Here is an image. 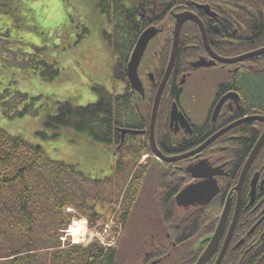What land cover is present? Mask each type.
<instances>
[{
	"label": "flooded vegetation",
	"instance_id": "flooded-vegetation-1",
	"mask_svg": "<svg viewBox=\"0 0 264 264\" xmlns=\"http://www.w3.org/2000/svg\"><path fill=\"white\" fill-rule=\"evenodd\" d=\"M36 2L35 0H0V50L16 51L14 49L17 42L16 28H20L24 33L28 31L26 27L32 25V12H35L33 6ZM124 2L126 8L133 10H140L142 5L147 4L142 1L134 3L131 0ZM158 2L160 4L161 1ZM164 2L166 3L163 4V19L158 22L153 21L148 26L160 29L159 34L163 35L162 41L168 35H171L173 41L178 14L188 13L202 23L200 26L197 21L188 19L181 26L179 45H185L189 51L182 56L184 68L180 69L182 74L179 79L171 78L173 91L179 89L181 92L184 83L196 71L204 68L219 67L226 73V79L216 87L212 100L204 105V121L200 124L193 121L181 107L178 99L180 96L171 100L168 119L161 116L162 120L158 121L157 117L155 135L159 150L170 157L185 155L229 126L231 128L221 133L198 153L171 162L160 159L163 169L155 189L160 195H164L166 187L172 189L176 194L174 196L176 208L172 209V214L169 216L159 214L160 219L155 222L156 226L153 225L149 231L144 230L135 234L137 237L134 243L137 248L132 259L120 257V251L128 249L122 242L119 245L115 244L104 254L115 257L117 264H264V162L254 165L257 155L240 184L244 167L254 148L238 176H235L234 159L222 153L235 145L234 139L238 140L242 137L236 130L241 125L239 122L243 123V120L254 116H264V104L249 99L246 90L250 76L256 78L264 75V65L256 60L262 55L243 61L220 62L206 48L202 31L203 29L213 53L221 58L235 59L259 49L262 46L254 47L248 42L264 40V0H164ZM162 12L158 14L153 7H145L142 17L151 21L153 17L158 18L162 15ZM189 24H194L195 29L183 31V28ZM228 45L234 48L226 52L230 48ZM190 49L196 51L194 56H191ZM200 59H205L206 62L215 60V63L210 66L194 67L193 63ZM186 65L190 66V70H187ZM145 74L146 71H143L142 79L150 88V83L146 84L149 82V74L148 77ZM115 80L126 88V81L117 78ZM160 82L161 79L151 84L158 88ZM224 98V102L218 107ZM175 102L178 103V109L187 119L190 128L185 127L179 119L172 120L171 110ZM149 108V103L140 105L143 114H147ZM152 110L153 105L151 114ZM135 122H138L140 127L144 125L143 120H135ZM122 128L139 131L138 142L145 140L147 136L150 137L149 128ZM167 131L172 134L171 141ZM128 133L124 135L126 136L124 143L127 142ZM120 138L123 139L122 129ZM226 138L227 144H225ZM199 141L201 142L198 143ZM107 147L112 169L128 165V162L119 159L115 145ZM174 151L179 152L173 153ZM151 155L155 160L157 159L152 150ZM101 160L95 159V161ZM141 162L140 160L139 166ZM145 165L147 166V163ZM198 167L204 168L199 170ZM113 173L111 172L108 177ZM194 173H212V176L196 177ZM163 176L167 177V181H162ZM207 181L210 183L207 186L210 190L207 193L210 196L209 201L204 204L199 202L208 198L207 194L199 193L191 195L188 205H184L183 201H181L182 205L178 203L177 198L182 191L189 187H202L207 185ZM212 189L216 191L211 193ZM103 205L105 212L114 207H119L121 213L127 214L128 211V206L123 201L119 206L114 203L95 204L96 209L101 212H104L101 208ZM204 209L206 211L199 215V211ZM128 215L130 218L132 212L130 214L128 212ZM218 229L219 235L215 236Z\"/></svg>",
	"mask_w": 264,
	"mask_h": 264
},
{
	"label": "trees",
	"instance_id": "trees-1",
	"mask_svg": "<svg viewBox=\"0 0 264 264\" xmlns=\"http://www.w3.org/2000/svg\"><path fill=\"white\" fill-rule=\"evenodd\" d=\"M140 1L147 4L142 5L140 10H133L124 6V0H97L100 13L106 16L108 24H112V30L104 36L116 56L113 75L126 81L125 92L123 94L101 92L96 103L81 107H75L70 103L60 104L57 113L48 115L46 119V127L54 133L51 138L66 131L88 132L93 142L115 145L119 159L128 162V165L115 168L112 176L106 179L101 177L103 180H100V177L84 174L75 165L47 158L41 146L11 135L0 127V264H117L115 257L104 254V249L96 243L87 248L80 246L61 248L60 235L74 216L67 211L68 207H73L77 213L88 217L91 224H95L104 217L103 213L96 209V203L118 205L123 201L127 204L128 211L126 210L127 214L122 213L120 219L126 222L129 218L128 212L129 214L132 212L135 202L141 201L138 196L146 180L147 166H139L138 163L143 154L151 153L149 136L138 142L139 135L128 133L127 142L124 143L126 136L124 139L120 138V130L122 127L149 128L156 86H152L149 91L147 101L150 108L146 111L147 114H143L140 109L142 99L128 79L127 63L143 30L153 21L158 22L163 19L164 5L159 4L158 0H131L134 3ZM145 7H153L158 14L162 12V15L158 18L153 17L151 21L145 19L142 17ZM195 27L194 24H189L183 28V31L194 30ZM248 43L254 47L263 46L264 40ZM171 45V35H168L157 52L155 68L157 82L162 78L168 64ZM182 45L179 46L169 87L161 100L158 121L162 120L161 116L168 119L171 100L181 93L179 89L173 91L171 78L179 79L182 74L180 70L184 68L182 56L189 51L185 45ZM228 46L230 48L226 52L233 50L232 45ZM190 52L191 56H194L196 51L190 49ZM33 54V51L27 53L28 58H32ZM256 60L264 65V54ZM40 62L46 65L45 60ZM186 67L190 70L189 65ZM59 73V71H52L49 74L38 72L42 79L47 75L52 79ZM246 90L249 99L264 104V75L256 78L250 76ZM36 99L38 98H30L27 93L14 91L9 103L0 104L5 115L14 113L22 116L40 112L42 106L35 104ZM34 105L38 106L35 111L32 110ZM135 120H143V127H140ZM236 130L242 137L238 140L234 139L236 146L232 145L222 153L234 159L235 176H238L261 136L263 123L257 120L246 121ZM44 132L39 134L46 136ZM167 133L171 141L172 134L168 131ZM226 141L227 138L225 144ZM178 147L184 151L181 146ZM175 152L179 151L173 153ZM258 162H264V145L254 165ZM162 181H167V177L163 176ZM175 195V192L167 187L164 195L159 194L161 214L165 216L172 214V209L176 208ZM205 211L206 209L199 211V215Z\"/></svg>",
	"mask_w": 264,
	"mask_h": 264
},
{
	"label": "rangeland",
	"instance_id": "rangeland-1",
	"mask_svg": "<svg viewBox=\"0 0 264 264\" xmlns=\"http://www.w3.org/2000/svg\"><path fill=\"white\" fill-rule=\"evenodd\" d=\"M35 1L32 25L26 27L28 31L24 33L16 28V47L20 52L33 51L32 58L24 52L0 50V103H9L14 91H21L29 94L30 98H38L35 104L42 107L34 114L19 116L9 113L7 116L0 104V127L11 135L41 146L49 159L75 165L90 177H106L112 172L108 145L92 142L88 132L66 131L51 138L54 133L46 127V119L48 115L57 113L60 104L81 107L96 103L101 92H111L114 86L118 87V93L124 92V86L113 77L114 56L103 35V30L108 27L107 18L100 13L97 0ZM162 39L163 35L159 34L150 42L139 69L142 78L143 71L155 69L156 51L160 49ZM41 60H45L46 65ZM52 71L60 73L52 79L49 75L41 79L38 74ZM225 79L224 70L214 67L196 71L184 83L179 104L193 121L199 124L204 121V105L212 100L216 87ZM41 132L46 136L39 134ZM150 154L142 158L147 163V181L138 196L141 201H136L132 207L129 222L123 228L110 222L107 231L94 230L91 224L88 229L75 225L67 233H71L69 238H83L85 230H91L95 233L94 238L98 236L118 245L122 242L128 249L120 251V257L133 258L137 248L135 234L152 229L161 215L155 186L163 165L159 158L155 160L152 157L150 162ZM98 158L102 160L95 161ZM113 215L111 209L105 216L112 218ZM86 239H89L88 235Z\"/></svg>",
	"mask_w": 264,
	"mask_h": 264
},
{
	"label": "water",
	"instance_id": "water-1",
	"mask_svg": "<svg viewBox=\"0 0 264 264\" xmlns=\"http://www.w3.org/2000/svg\"><path fill=\"white\" fill-rule=\"evenodd\" d=\"M161 3H165L164 0H160ZM176 24H175V31H174V38H173V46H172V52H171V56H170V60L168 63V66L166 68V71L164 73V76L162 78V81L160 82L156 95H155V99H154V105H153V110H152V116H151V125H150V140H151V148L154 152V154L159 157L160 159L164 160V161H175V160H179L182 158H186L190 155H193L195 153L200 152L202 149H204L208 144H210L214 139H216L221 133H224L225 131H227L228 129L231 128V126H229V128L225 129L224 131L220 132L219 134L214 135L213 137H211L209 140H207L204 144H202L200 147L196 148L194 151L185 154V155H180V156H175V157H170V156H166L165 154H163L156 143V139H155V126H156V119H157V113H158V109H159V105H160V101L162 98V95L164 93L166 84L169 80V77L172 73L174 64H175V60L177 57V53H178V48H179V34H180V30H181V26L182 24L187 21L188 19L197 21L200 26H202V23L193 15H189L188 13H183V14H178L176 15ZM203 31V40H204V44L206 46V48L208 49V51L210 50V52L212 53V55H214V57H216V59L220 62H237V61H243L245 59L254 57V56H258L261 54H264V46L256 49L254 51L245 53L242 56H239L235 59H226V58H221L220 56H217L216 54L213 53V51L211 50V47L209 45V41ZM160 32V29L155 27V26H151L149 28H147L139 37L137 44L134 48V51L132 53V56L130 58L129 64H128V75H129V79L130 82L133 86V88L140 93V95L142 97H145L146 95V89L144 86V83L142 81V79L140 78L139 75V66L141 64L142 58L145 54V51L150 43V41ZM215 63V60H212L211 62H206L205 59H200L198 61H195L193 63L194 67H203V66H210L212 64ZM149 77L151 80H154V76L152 73L149 74ZM140 96V97H141ZM225 98L221 100L220 104L218 107L221 106V104L224 102ZM171 118L172 120L175 119H179L181 120L182 124L187 127H189V123L187 121V119L185 118V116L183 115V113H181L178 109V106L176 103L173 104L172 110H171ZM248 120H259L261 122L264 123V116H254L248 119H245L243 121H248ZM242 122V121H241ZM240 123V122H239ZM127 131V130H126ZM124 131V132H126ZM264 144V132L261 136V138L259 139L258 143L256 144L255 148L253 149L248 161L246 162V165L244 167L243 170V174L242 177L240 179V184L242 182V179L244 178V176L246 175L247 170L249 169V167L251 166L253 160L255 159L256 155L258 154L259 150L261 149L262 145ZM201 165V164H200ZM200 168H204V167H198V169L200 170ZM194 176L196 177H211L212 173H194ZM209 181H207V185H204L202 187H198V188H194V187H189L187 189H185L184 191H182L180 193V195L177 198V201L179 204L182 205H188L190 203V198L192 197L191 195L194 194H207L210 190L207 189V186L209 185ZM216 190L212 189L211 193H214ZM207 200H199V202L201 203H206L207 201H209L208 199L210 198V196L207 194L206 195ZM219 235V229L216 232L217 236ZM214 236V237H215Z\"/></svg>",
	"mask_w": 264,
	"mask_h": 264
},
{
	"label": "built area",
	"instance_id": "built-area-1",
	"mask_svg": "<svg viewBox=\"0 0 264 264\" xmlns=\"http://www.w3.org/2000/svg\"><path fill=\"white\" fill-rule=\"evenodd\" d=\"M87 229V228H86ZM87 230H85V232H84V234H85V236L83 237V238H78V239H74V241H80V240H85V238H86V235H87Z\"/></svg>",
	"mask_w": 264,
	"mask_h": 264
},
{
	"label": "clouds",
	"instance_id": "clouds-1",
	"mask_svg": "<svg viewBox=\"0 0 264 264\" xmlns=\"http://www.w3.org/2000/svg\"><path fill=\"white\" fill-rule=\"evenodd\" d=\"M74 242H79V241H74ZM101 243H104V240L101 238Z\"/></svg>",
	"mask_w": 264,
	"mask_h": 264
}]
</instances>
